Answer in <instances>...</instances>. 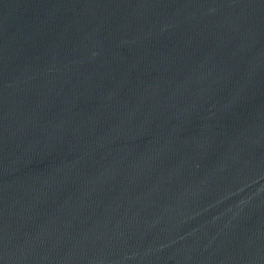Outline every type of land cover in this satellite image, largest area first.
Here are the masks:
<instances>
[{"label":"water","instance_id":"1","mask_svg":"<svg viewBox=\"0 0 264 264\" xmlns=\"http://www.w3.org/2000/svg\"><path fill=\"white\" fill-rule=\"evenodd\" d=\"M0 264H264V0H0Z\"/></svg>","mask_w":264,"mask_h":264}]
</instances>
